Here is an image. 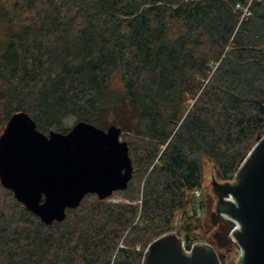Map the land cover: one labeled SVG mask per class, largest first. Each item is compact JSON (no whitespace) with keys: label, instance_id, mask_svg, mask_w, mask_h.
<instances>
[{"label":"trees","instance_id":"obj_1","mask_svg":"<svg viewBox=\"0 0 264 264\" xmlns=\"http://www.w3.org/2000/svg\"><path fill=\"white\" fill-rule=\"evenodd\" d=\"M0 26V135L21 111L45 134L110 115L134 168L127 202L91 193L51 225L0 182V264H143L175 227L212 244L194 191L264 136V0H0Z\"/></svg>","mask_w":264,"mask_h":264},{"label":"water","instance_id":"obj_2","mask_svg":"<svg viewBox=\"0 0 264 264\" xmlns=\"http://www.w3.org/2000/svg\"><path fill=\"white\" fill-rule=\"evenodd\" d=\"M121 136L116 125L105 130L85 121L67 133L45 134L28 113L17 112L0 135V182L45 224L61 223L67 209L79 207L86 195L105 200L127 189L134 168ZM212 178L218 197L213 222H229L226 215L240 226L233 234L242 249L238 264H264V136L233 181ZM176 229L150 243L143 264H222L215 247L201 240L185 254ZM223 238L231 241L229 235Z\"/></svg>","mask_w":264,"mask_h":264},{"label":"rangeland","instance_id":"obj_3","mask_svg":"<svg viewBox=\"0 0 264 264\" xmlns=\"http://www.w3.org/2000/svg\"><path fill=\"white\" fill-rule=\"evenodd\" d=\"M13 31H16L15 28H10L7 29L4 26H0V38L1 39H6L8 37V35L10 33H12ZM76 120L73 118H70L69 120L66 121V125L67 126H71V129L78 123L75 122ZM113 121V117L112 116H104V122H105V130L108 129L112 124ZM103 129V128H102ZM122 140L124 141L123 137L121 136ZM206 168H207V177L208 180L206 182V188H204L203 190V194L201 196V200L205 203V207L202 213V218H203V223L205 226V229L210 230L212 229L213 234L214 233H222L220 231V225H218V221L216 223L213 222L212 220V213L216 212V205H217V201H218V197L217 195L214 193V187H213V178H212V170H211V165L210 163L207 162L206 164ZM214 178L218 181L221 182L220 180H218V177L216 175H214ZM223 183V182H221ZM107 200L109 202H113V203H118V202H127L121 195H117V194H113L111 197L107 198ZM219 219V218H218ZM227 225H225V228H231L230 226H232L231 223L226 222L225 220H223ZM176 228V227H175ZM174 228V229H175ZM230 231V230H229ZM229 231L227 234H229ZM178 232V227L175 231V234L177 235ZM205 244H209L206 242H203ZM231 244L230 247H224V249H221V245H220V241L216 238H213V242H212V246L215 247V249L217 250L218 253H228L229 252V258L227 261V264H232V263H237L239 262L240 259V251L238 248L233 247L232 246V242H229ZM235 244V243H234ZM140 247V246H139Z\"/></svg>","mask_w":264,"mask_h":264},{"label":"built area","instance_id":"obj_4","mask_svg":"<svg viewBox=\"0 0 264 264\" xmlns=\"http://www.w3.org/2000/svg\"><path fill=\"white\" fill-rule=\"evenodd\" d=\"M237 8H240V6L238 5ZM243 11H244L243 12L244 16L249 15V6H247L246 8H244ZM194 194H195V196L197 198H201V196L203 194V190L202 189L195 190L194 191ZM202 213H203V211H202V208H201L200 205H197L194 209L190 210V214L191 215H196L197 217H202ZM223 217L225 219H227V220H230L229 223H231L232 226H231L230 231H229V236L231 238V242L235 243L238 246V244L236 242V239L234 238L233 234H234V232L236 230H238L240 228L239 223L237 221H235V220H232L231 218H229L226 215H223ZM137 249L139 250L140 247L138 246ZM238 249L240 251V256H241L242 255V249L239 246H238ZM184 252H185V254L190 255L191 254V247L190 248H187L186 245H185Z\"/></svg>","mask_w":264,"mask_h":264},{"label":"flooded vegetation","instance_id":"obj_5","mask_svg":"<svg viewBox=\"0 0 264 264\" xmlns=\"http://www.w3.org/2000/svg\"><path fill=\"white\" fill-rule=\"evenodd\" d=\"M217 221H218V225L221 226L220 227V231L222 233H214L213 237L216 238V239L218 237L220 239L221 249H224V247L225 248L226 247H230L231 246V244L229 243L230 241H228V239L223 238V237H226L227 235H229V234H227L228 232L225 233L226 232L225 225H227V224L220 218ZM218 254L221 257L222 264H227V261H228V258H229V252L228 253H218ZM232 264H238V262L237 263H232Z\"/></svg>","mask_w":264,"mask_h":264}]
</instances>
